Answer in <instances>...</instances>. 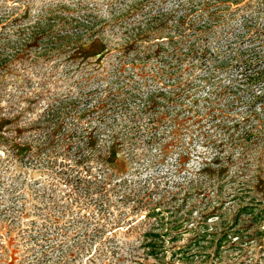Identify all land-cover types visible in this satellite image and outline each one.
Instances as JSON below:
<instances>
[{
	"label": "rangeland",
	"instance_id": "374dc122",
	"mask_svg": "<svg viewBox=\"0 0 264 264\" xmlns=\"http://www.w3.org/2000/svg\"><path fill=\"white\" fill-rule=\"evenodd\" d=\"M0 264H264V0H0Z\"/></svg>",
	"mask_w": 264,
	"mask_h": 264
},
{
	"label": "trees",
	"instance_id": "16d2710c",
	"mask_svg": "<svg viewBox=\"0 0 264 264\" xmlns=\"http://www.w3.org/2000/svg\"><path fill=\"white\" fill-rule=\"evenodd\" d=\"M242 209H247V208H242ZM151 237H152V240L155 241L156 239H158L159 234H151ZM148 243L149 244H147V249L151 253V256L154 257V258L157 257V252L156 251L159 249V246L154 244V242L153 243L148 242ZM220 245H221V243H220Z\"/></svg>",
	"mask_w": 264,
	"mask_h": 264
}]
</instances>
